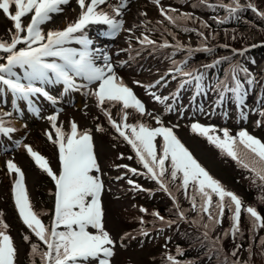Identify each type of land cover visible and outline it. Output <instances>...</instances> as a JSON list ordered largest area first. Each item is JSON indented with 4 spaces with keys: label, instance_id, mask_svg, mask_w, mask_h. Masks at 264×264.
Returning a JSON list of instances; mask_svg holds the SVG:
<instances>
[{
    "label": "rangeland",
    "instance_id": "obj_1",
    "mask_svg": "<svg viewBox=\"0 0 264 264\" xmlns=\"http://www.w3.org/2000/svg\"><path fill=\"white\" fill-rule=\"evenodd\" d=\"M119 2L120 0H108L112 6H116ZM249 2L254 4L259 11L264 12V0H240L241 5H246ZM212 3L215 5L216 12L213 21H221L224 16L230 15L225 8L219 7V5L230 4L231 0H204V2L201 0H160L159 6L154 4L152 0H126L127 7L122 10L123 15L118 19L122 18L124 28H131L132 32L121 31L119 34L111 36L113 41L109 42L103 51L107 54L112 53L110 62L115 66L117 75L133 90L136 97L146 107L144 116H140L129 109L127 123H144L156 128L161 126L156 123L155 119V117H159L162 125L173 129L174 134L214 179L219 181L226 190L236 194L245 206L256 208L262 216L261 211L264 209V202H262L261 197L264 195L262 190H256V186L261 182L258 179L254 182L253 173L243 169L230 157L222 154L219 149L210 144L207 139L191 130L193 123L214 126L216 129L226 128L233 136L240 130H247L252 136L264 142V116L260 115L261 112H264V65H261L264 62V31L249 22L251 17L247 14L250 13L246 12L242 20L249 23L236 25L234 33L229 36L224 28H215L211 25V16L207 18L201 15L204 5L209 6L212 10ZM129 7L130 10H128ZM135 7L145 9L146 21L136 22ZM160 8L176 9L173 15L179 16L186 13L193 17L192 20L182 21L181 24L182 27L194 29V31L184 32L181 28L170 24L161 16ZM80 11L76 0H71L70 4L63 6L61 14L54 15L50 22L42 25L43 31L47 33L50 30L64 29L69 23L78 19ZM257 17L262 19L258 15ZM30 19V16L24 18L25 26L30 22ZM204 24L208 26L204 27ZM12 28V23L0 12V40L10 42L11 34L8 30ZM198 32L203 33V36L197 35ZM144 35L154 40L157 46H142L138 39H142ZM236 35H242V43L238 47H232L230 39ZM165 41L170 45H174L178 41L185 48L191 47L192 49L208 47L212 51H194L189 54L173 47H159ZM71 46L79 47L75 44ZM18 47H23V45ZM93 49L96 48L93 47ZM215 49L220 51L212 53L216 51ZM241 52L243 55L239 54ZM222 53H226L228 58L233 57L235 60L227 63L221 62L212 70L205 68V65L220 60L223 57ZM0 55L3 54L0 53ZM179 56L181 59L188 56V63L185 65L186 70L200 68L199 71L205 75L204 83L206 86L215 84L217 79L227 80L229 85L234 86L231 79L232 68L238 65L239 69H247V73L237 71V77L245 89L243 108L237 107L231 93L227 94L223 103L217 107L219 99L217 91L208 90L206 94L196 95L194 85H185L183 89H179V84L184 78L177 75L173 79V76L168 74L173 68V61H181ZM4 62L0 59V63ZM96 62L103 64L102 57ZM200 63L202 66H199ZM16 71L20 72L19 69ZM248 79H252L253 83L248 84ZM137 81L139 85L136 83ZM156 81H160V83L156 84ZM77 83H84V81L77 80ZM149 84H154L155 87L146 89L140 86ZM42 87L56 100V103H51L43 96L33 97L34 106L39 109L38 114L33 110L29 113L28 103L14 101L12 94L6 89L0 91V113H12L11 116L3 117L5 125L17 129L7 136L0 134V218L9 226L7 233L12 237L18 249L16 264H28L32 258L34 259L31 255L33 244L39 245L41 251L46 249L19 217L12 195L15 174L10 175L8 173L7 162L13 161L23 171L26 188L34 210L37 213H46V215L40 216V219L45 225L50 226L55 203V184L46 173L37 167L24 145H30L33 150L46 157L52 170L59 175L58 148L49 141L46 135V133L51 132L55 138L54 129L47 119L48 116L54 114H58L57 124L62 126L65 132L70 131V124L75 121L80 131H90L93 136L94 151L101 169L100 173L93 174L98 175L104 183L102 204L105 211V228L116 241L112 264H168L166 259L168 255L175 257L180 261V264H207L206 254L212 253L215 256V252L218 254H216L218 260L226 258L232 262L239 261V264H247L249 248H251V264H264V255H262L264 247L260 245V239L264 237V229H257L253 232L251 223L243 212L241 215L242 236L238 234L233 239L231 234L224 235L231 227L230 214L225 212L223 222L215 226L208 238L212 243L217 240L219 243H213L214 246L205 248L204 257L187 260L178 258L177 249L181 252V247L174 245L182 236L178 227L188 225L198 228L204 235L205 230L202 225L207 222L205 216L200 224L191 223L192 220L197 219V213L192 210L185 191L182 188L177 190L176 186L180 181L171 182L169 188L178 202L179 209L185 212L186 220L179 218L172 198L161 191L155 181L147 179L143 175H133L128 173L126 168L118 167L127 165L138 172L146 171L138 162L131 146L120 138L111 127L108 119L97 107L94 97L84 94L88 89L65 91L62 84H47L42 85ZM96 87L97 84L95 83L90 85L92 90ZM177 91H179L178 97L173 95ZM150 93H155L161 97L167 96L170 99L164 103H158ZM196 99H201L203 107L201 110L194 108L196 105H193V101ZM166 105H170L173 110L166 111ZM105 108L110 110L114 120L120 122L121 109L119 105L106 104ZM221 108L226 113L222 121L219 120V115L216 113ZM241 111L246 114V119H241ZM13 120L17 121L18 124L13 125ZM257 121L261 122L259 127H257ZM97 127L103 128L104 131H97ZM215 134L222 136V132ZM161 143L162 139L157 137L158 149ZM128 157L132 158L128 159ZM167 165L168 162L166 161ZM121 176L123 179L118 180L117 177ZM129 179L139 184L146 191L134 190L127 183ZM191 194L192 190L189 188L188 195L191 196ZM197 202L199 203L198 197ZM140 208L147 209V213L140 212ZM165 209L173 211L171 214L175 213L174 216L163 215L161 211H165ZM152 212H158L164 218V222L152 216ZM141 219L145 221L144 224L139 222ZM169 221L170 224L166 223ZM141 229L148 231L149 235H141ZM125 234H131V236L121 242V238ZM25 236L29 237V241L24 240ZM198 245V242L191 244L194 248ZM237 245L240 247L236 256H233L232 252L236 250ZM34 260L36 264H41L39 256H36Z\"/></svg>",
    "mask_w": 264,
    "mask_h": 264
},
{
    "label": "snow or ice",
    "instance_id": "obj_2",
    "mask_svg": "<svg viewBox=\"0 0 264 264\" xmlns=\"http://www.w3.org/2000/svg\"><path fill=\"white\" fill-rule=\"evenodd\" d=\"M70 2L71 0H0V12L13 26L8 30L11 34V41L0 40V53L3 54L0 55V59L5 61L0 63V86H2L0 91L6 89L12 94L14 101L27 102L38 114L39 109L35 108L33 97L43 96L51 103H56V100L42 85L62 84L65 91L88 89L84 94L94 97L97 107L108 119L111 127L131 146L138 162L146 171L138 172L127 165L118 167L126 168L127 172L133 175H143L155 181L159 189L172 198L181 220H186L185 212L179 209L178 202L169 188V184L177 180L180 181L176 186L177 190L182 188L185 191L192 210L197 213V219L192 220L191 223L198 225L205 216L207 218V222L202 225L205 230V239L209 238V233L217 224L223 222L225 212L230 214L231 221V227L224 233L225 236L231 234L235 239L238 234L243 235L240 227L242 212L247 215L253 232L257 229H264V216H261L256 208L245 206L236 194L226 190L219 181L214 179L174 134L173 129L162 125L159 117L155 119L156 123L161 126L156 128L144 123H127L129 109L144 116L146 107L117 75L115 66L110 62V56L102 49H93V41L86 35V30L92 25L106 26L110 36H115L121 31L131 33V28H124V20L118 19L123 15L122 10L127 7L126 0H120L116 6L110 5L108 0H87V2L76 0L81 9L78 19L62 30H50L45 33L42 25L50 22L54 15L61 14L63 6ZM152 2L157 6L160 5V0H152ZM219 7L225 8L230 15L238 13L243 8H248L264 19V12L259 11L251 2L241 5L240 0H231L230 4H220ZM175 12L176 9L160 8L161 16L170 24L181 28L184 32L194 31V29L182 27L181 24L182 21L192 20L193 17L186 13L179 16L173 15ZM141 15H146V13H141ZM28 16L31 19L25 26L23 20ZM197 35L203 36V33L198 32ZM138 42L142 46H157L156 42L147 35L138 39ZM73 44L79 47H72ZM19 45L23 47H18ZM159 47H173L189 54L194 51H212L208 47L185 48L178 41L174 45L165 41ZM239 54L243 55V52ZM101 57L103 64H97L96 61ZM187 63V60L173 61V68L168 73L173 76V79L177 75L184 78L179 84V89H183L185 85H194L196 95L206 94L208 90L217 91L219 94L217 107L223 103L225 96L231 93L237 107L243 108L245 89L237 77V71L247 73V69H239L238 65L232 68L231 79L234 86L229 85L227 80L220 79H217L215 84L206 86L204 73L198 69L186 70ZM220 63L221 60H216L211 65H205V68L215 67ZM17 69L20 70L19 73ZM77 80H82L84 83H77ZM94 83L97 87L92 90L90 85ZM136 83L139 85L138 81ZM159 83L160 81H156V84ZM247 83L252 84L253 80L248 79ZM140 86L146 89L155 87L154 84ZM150 95L158 103H164L170 99L155 93H150ZM173 95L178 97L179 91ZM106 104L120 106V122L112 118L110 110L105 108ZM172 110L170 105H166V111ZM11 115L10 112L0 113V134L7 136L17 130L13 126L5 125L3 117ZM260 115L264 116V112ZM240 116L241 119H246L243 111ZM47 119L55 132V138L51 132L46 135L49 141L58 148L59 175L52 170L46 157L33 150L30 145H24V147L37 167L46 173L55 184V203L50 226L45 225L40 219V216L46 213H37L34 210L23 171L13 161L7 162L8 173L15 174L12 195L19 217L46 249L41 251L39 245L33 244L31 255L39 256L41 264H112L116 241L105 228V211L102 204L104 183L98 175L93 174L101 171L94 151L93 136L90 131H80L75 121L71 122L70 131L65 132L63 127L57 124L58 114L50 115ZM260 123L257 121V127ZM191 130L207 139L222 154L230 157L243 169L253 173L254 182L258 179L264 187V142L252 136L247 130H240L233 136L226 128L216 129L214 126H203L199 123H193ZM97 131L103 132L104 129L97 127ZM217 132H222V136L215 134ZM157 137L162 139L159 149L156 144ZM131 158L128 157V159ZM117 179H123V177H117ZM127 183L136 191H146L131 179ZM189 188L192 190L191 196L188 195ZM261 200L264 202V197H261ZM139 211L147 213V209L144 208H140ZM151 215L164 222V218L158 212H152ZM139 222L145 223L143 219ZM8 227L0 218V264H16L18 255V249L12 237L7 233ZM140 234L148 236L149 232L141 229ZM130 236L131 234H125L121 242ZM24 240L29 241V237L25 236ZM213 243H219V240ZM260 245L264 247V237L260 239ZM239 247L240 245L236 246V250L232 252L233 256H236ZM248 252L247 264H251V248ZM177 254H182L179 249H177ZM166 259L168 264H180V261L171 255H168ZM233 264H239V261H234Z\"/></svg>",
    "mask_w": 264,
    "mask_h": 264
},
{
    "label": "trees",
    "instance_id": "obj_3",
    "mask_svg": "<svg viewBox=\"0 0 264 264\" xmlns=\"http://www.w3.org/2000/svg\"><path fill=\"white\" fill-rule=\"evenodd\" d=\"M246 12H249L250 14H247L249 17H251L249 19V22L252 23V25L256 26L257 28L261 29L262 31H264V19H259L257 17V15L252 12L251 10H249L248 8H243L242 10H240L238 13L233 14V15H229L228 17L224 18L223 22H218V21H211V25L215 28H224L228 35H232L234 33V30L236 29L235 26L240 25V24H247L249 22H247L246 20H242L244 15L246 14ZM253 21V22H251ZM191 32V31H188ZM264 39V38H263ZM232 44L231 46H239L242 42V35H236L235 38H231L230 39ZM241 47V46H240ZM216 51H213L212 53L218 52L220 50L215 49ZM223 54V53H222ZM223 58H227V59H223ZM221 62L223 63H227V62H232L233 58H228L225 55L220 59ZM256 190H262L263 191V195H264V187L261 186V183L256 186ZM164 209V208H162ZM163 215L167 216V217H173L174 214H171V210L165 209V211H161ZM262 214L264 215V209H262ZM262 215V216H263ZM242 226V222L240 224V227ZM180 233L182 234L180 240L176 243H174L175 246L181 247V255L178 256V258L183 259V260H187V259H191V258H200L201 256H205L204 255V250L205 248H210L211 246H214V244L211 242V240L209 239H205L204 235L201 234L200 229L198 228H193L190 227L188 225L186 226H180L178 227ZM194 242H198L199 245L196 246L195 248L191 246L192 243ZM203 254V255H202ZM216 252H215V256H213V254H206V260L208 261L207 264H233L232 261L228 260V259H223L221 258V260H218V257L216 256ZM218 255V254H217ZM35 259V257H34ZM32 258V261H30L28 264H36L35 260ZM206 263V262H205Z\"/></svg>",
    "mask_w": 264,
    "mask_h": 264
},
{
    "label": "bare ground",
    "instance_id": "obj_4",
    "mask_svg": "<svg viewBox=\"0 0 264 264\" xmlns=\"http://www.w3.org/2000/svg\"><path fill=\"white\" fill-rule=\"evenodd\" d=\"M141 13L142 12H139V13H136L135 14V20H136V22H144L145 21V19H144V15H141ZM145 48V47H144ZM147 49H148V47H146ZM108 55L110 56V58H111V55H112V53H108ZM262 65H264V62H263V64ZM12 123H13V125H17L18 124V122L17 121H15V120H13L12 121ZM119 207V206H118Z\"/></svg>",
    "mask_w": 264,
    "mask_h": 264
}]
</instances>
